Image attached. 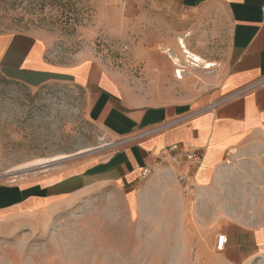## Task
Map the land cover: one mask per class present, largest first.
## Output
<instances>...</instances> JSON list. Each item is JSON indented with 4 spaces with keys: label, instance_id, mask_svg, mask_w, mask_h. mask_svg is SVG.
<instances>
[{
    "label": "crops",
    "instance_id": "0c3cea01",
    "mask_svg": "<svg viewBox=\"0 0 264 264\" xmlns=\"http://www.w3.org/2000/svg\"><path fill=\"white\" fill-rule=\"evenodd\" d=\"M91 1L111 10L105 23L116 25L113 36L121 24H132L136 34L142 23L152 27L155 44H148L147 31L145 44L133 48L147 75L174 71L175 82L191 87L196 72L209 70L205 83L195 85L205 90L191 100L143 93L90 51L79 53L72 65L57 67L48 61L43 39L0 36L4 78L29 88L68 79L85 91L90 119L116 147L107 159L79 173H51L18 189L0 185V228L16 229L28 215L41 217L46 208L107 191L122 194L130 211L145 199L167 208L183 201L194 214L214 217L209 220L211 245L226 263L264 258V0ZM182 40L213 67L187 63ZM174 145L178 150L168 152ZM188 153L200 159L189 160ZM144 169L150 173L141 178ZM216 233L227 238L221 251Z\"/></svg>",
    "mask_w": 264,
    "mask_h": 264
},
{
    "label": "rangeland",
    "instance_id": "374dc122",
    "mask_svg": "<svg viewBox=\"0 0 264 264\" xmlns=\"http://www.w3.org/2000/svg\"><path fill=\"white\" fill-rule=\"evenodd\" d=\"M93 3L0 0V36L43 39L48 61L57 67L72 65L79 53L90 51L122 71L143 93L191 100L205 90L195 85L205 83L209 70L196 72L191 87L175 82L174 71L147 75L133 48L145 44L152 27L142 23L136 34L132 24H121L113 36L116 25L105 23L111 10ZM151 37L148 44L154 43ZM155 42L159 51V39ZM115 150L111 137L90 119L85 91L68 79L29 88L0 74V185L18 189L51 173H79ZM210 218L194 214L183 201L167 208L145 199L130 211L122 194L94 191L70 204L46 208L41 217L28 215L16 229L0 228V264H228L211 245ZM248 264H264V258Z\"/></svg>",
    "mask_w": 264,
    "mask_h": 264
},
{
    "label": "built area",
    "instance_id": "2783aa9c",
    "mask_svg": "<svg viewBox=\"0 0 264 264\" xmlns=\"http://www.w3.org/2000/svg\"><path fill=\"white\" fill-rule=\"evenodd\" d=\"M126 49L127 48L124 47V50H126ZM178 148H179L178 145H174V146L168 148V152L176 151V150H178ZM186 157H187V159L193 160V161H198L200 159V157L197 154H193V153H188L186 155ZM149 173H150L149 169H144V170H142L140 177L146 178L149 175ZM179 181L184 186V188H187L185 179H183L182 177H179ZM226 242H227V238L225 236L219 237L217 249L219 251H221L224 248V246L226 245Z\"/></svg>",
    "mask_w": 264,
    "mask_h": 264
},
{
    "label": "bare ground",
    "instance_id": "6f19581e",
    "mask_svg": "<svg viewBox=\"0 0 264 264\" xmlns=\"http://www.w3.org/2000/svg\"><path fill=\"white\" fill-rule=\"evenodd\" d=\"M180 45H181V48L183 49V54L185 55L186 59L188 60V63L193 66V67H197L201 64H204V66L207 68V69H210L211 67H213V64H210V63H207V62H204L200 57L192 54L191 52H189L187 49H186V46L184 45V41H180ZM174 61H175V65H177L178 67L180 68H183L182 67V64L180 62L179 59H176L174 58ZM179 75L181 76V71H178ZM227 243V242H226Z\"/></svg>",
    "mask_w": 264,
    "mask_h": 264
},
{
    "label": "trees",
    "instance_id": "16d2710c",
    "mask_svg": "<svg viewBox=\"0 0 264 264\" xmlns=\"http://www.w3.org/2000/svg\"><path fill=\"white\" fill-rule=\"evenodd\" d=\"M6 80H8V79H6ZM8 81H10V80H8ZM12 82H15V81H12ZM17 83V82H16Z\"/></svg>",
    "mask_w": 264,
    "mask_h": 264
},
{
    "label": "water",
    "instance_id": "95a60500",
    "mask_svg": "<svg viewBox=\"0 0 264 264\" xmlns=\"http://www.w3.org/2000/svg\"><path fill=\"white\" fill-rule=\"evenodd\" d=\"M54 165H57L56 163H54Z\"/></svg>",
    "mask_w": 264,
    "mask_h": 264
}]
</instances>
